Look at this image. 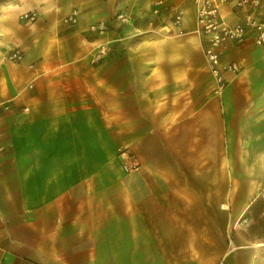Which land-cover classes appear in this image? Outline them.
Listing matches in <instances>:
<instances>
[{
  "label": "crops",
  "instance_id": "0c3cea01",
  "mask_svg": "<svg viewBox=\"0 0 264 264\" xmlns=\"http://www.w3.org/2000/svg\"><path fill=\"white\" fill-rule=\"evenodd\" d=\"M231 62L194 0H0V264H264V45Z\"/></svg>",
  "mask_w": 264,
  "mask_h": 264
},
{
  "label": "built area",
  "instance_id": "2783aa9c",
  "mask_svg": "<svg viewBox=\"0 0 264 264\" xmlns=\"http://www.w3.org/2000/svg\"><path fill=\"white\" fill-rule=\"evenodd\" d=\"M264 0H194L196 7V20L198 24V33L204 45V52L208 61L210 71L215 79L217 92L222 94L227 87L225 74L229 72H239L240 67L236 62L228 64L222 63V49L227 44H244L249 39L256 45H264V12H261ZM224 4H233L236 8L244 10L245 16L242 20L232 24L226 22L221 13V6ZM80 12L74 10L66 19L67 24H76L79 20ZM37 12H28L22 15L26 21H35L38 18ZM184 12L178 10L174 16V23L177 26L183 25ZM118 20L122 23H128L129 17L121 12ZM93 30L98 32L108 31L106 21H98L92 26ZM111 51V47L104 44L98 47L93 56V63H101ZM22 58V52L15 50L10 56L11 60ZM131 154L128 150L120 152V158L123 162L125 171L129 172L133 166L129 159Z\"/></svg>",
  "mask_w": 264,
  "mask_h": 264
}]
</instances>
